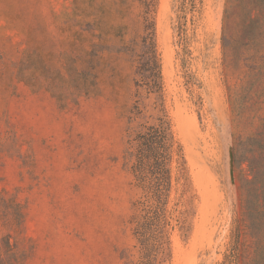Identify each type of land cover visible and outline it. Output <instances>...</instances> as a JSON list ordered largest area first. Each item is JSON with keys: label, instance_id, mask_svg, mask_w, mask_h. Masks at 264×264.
<instances>
[{"label": "rangeland", "instance_id": "374dc122", "mask_svg": "<svg viewBox=\"0 0 264 264\" xmlns=\"http://www.w3.org/2000/svg\"><path fill=\"white\" fill-rule=\"evenodd\" d=\"M181 3L159 0L157 43L200 202L169 264H222L238 185L250 165L263 172L249 138L264 132V58L251 76L245 67L226 74L227 0H196L186 6L184 62ZM143 24L140 0H0V264L140 260L129 222L140 192L124 154L134 104L154 113V95L135 85Z\"/></svg>", "mask_w": 264, "mask_h": 264}, {"label": "trees", "instance_id": "16d2710c", "mask_svg": "<svg viewBox=\"0 0 264 264\" xmlns=\"http://www.w3.org/2000/svg\"><path fill=\"white\" fill-rule=\"evenodd\" d=\"M140 1L144 32L136 54L135 85L154 95L155 101L153 114H146L137 101L130 117V125L137 124L130 127L124 159L140 194L133 202L129 222L140 253L135 264H169L175 237L187 240L193 231L200 197L166 100L157 43L159 0ZM195 1L182 0L183 13L178 12V43L184 50V62L192 53L188 49L186 6ZM221 43L226 74L242 67L248 69L249 76L254 74L264 58V0H227ZM228 89L238 115L239 99L231 86ZM249 140L262 150L263 172L250 165L252 178L242 179L238 185L239 216L232 232V249L222 264H264V132ZM233 149L236 168L235 145Z\"/></svg>", "mask_w": 264, "mask_h": 264}, {"label": "water", "instance_id": "95a60500", "mask_svg": "<svg viewBox=\"0 0 264 264\" xmlns=\"http://www.w3.org/2000/svg\"><path fill=\"white\" fill-rule=\"evenodd\" d=\"M232 160H233V164H234V149H233V154H232Z\"/></svg>", "mask_w": 264, "mask_h": 264}]
</instances>
